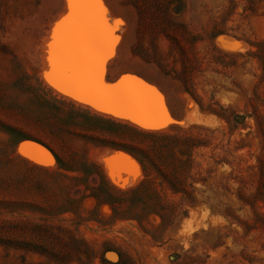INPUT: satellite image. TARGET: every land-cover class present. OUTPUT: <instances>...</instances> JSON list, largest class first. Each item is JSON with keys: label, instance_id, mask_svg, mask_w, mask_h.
Returning a JSON list of instances; mask_svg holds the SVG:
<instances>
[{"label": "rangeland", "instance_id": "374dc122", "mask_svg": "<svg viewBox=\"0 0 264 264\" xmlns=\"http://www.w3.org/2000/svg\"><path fill=\"white\" fill-rule=\"evenodd\" d=\"M99 4L116 37L102 84L125 71L156 84L163 101L148 105L162 122L141 127L87 102L93 92L57 87L70 68L65 0H0V264H264V0ZM126 81L137 107L153 92ZM27 135L60 165L23 152ZM128 138L150 152L149 173L96 145Z\"/></svg>", "mask_w": 264, "mask_h": 264}, {"label": "snow or ice", "instance_id": "6c2138e0", "mask_svg": "<svg viewBox=\"0 0 264 264\" xmlns=\"http://www.w3.org/2000/svg\"><path fill=\"white\" fill-rule=\"evenodd\" d=\"M68 4L70 12L65 20L72 23L64 34L70 59V68L65 75L68 82L76 83L84 91L102 95L105 86L96 69L104 42L115 40L116 37L111 36V30L106 26L101 28L98 22L96 9L100 7L99 0H68ZM119 23L116 21L117 25ZM61 24L57 25V29L61 28ZM53 39H56L55 34ZM53 46L50 45V48Z\"/></svg>", "mask_w": 264, "mask_h": 264}, {"label": "water", "instance_id": "95a60500", "mask_svg": "<svg viewBox=\"0 0 264 264\" xmlns=\"http://www.w3.org/2000/svg\"><path fill=\"white\" fill-rule=\"evenodd\" d=\"M65 8H66L65 15H68V13L70 12V9L68 8V0H65ZM61 22H63V21H61ZM61 22H60V24H61ZM62 26H63V24H61L60 29H57L56 34H59L61 32ZM219 35L229 36V35L224 34V33H219ZM233 39H235V38H233ZM235 40H237V39H235ZM237 41H239V40H237ZM228 45L233 46L235 44H232V45L228 44ZM70 74L71 73L69 72V75ZM128 75L134 77L142 85H144L143 88H145V87L146 88H152V90H153V92H148L146 101H144L143 103H141V102L138 103L139 107H137L133 102V100L136 99V97L134 98L132 93L130 91L129 92L127 91L126 78L128 77ZM46 79L49 81L48 76H46ZM102 80L105 82V83H103V85H109L108 91L107 92L104 91L102 95H97V94L91 93L89 96L86 97L87 102H89L93 105H96L99 109L104 110V111L109 112V113L119 112V114H122V115L128 117V118H123V119H127V121L133 120V121H135V123H134L135 125H139L141 127H155L156 125H158L161 122L160 110H158V108L155 106H151V107L147 106V104H148V102H150V100L153 102L159 101V99H160L159 102L163 101L162 92L156 84L146 80L145 78H143V77H141L135 73L126 72V71L119 73L113 79H107L106 77H104V78H102ZM55 84L57 85V87H59L61 90H63L64 92H67V93L68 92L69 93H75L77 91L76 83H70L68 81H66L64 83H60V82L56 81ZM158 96H159V98H158ZM19 141H17V143ZM19 143H22L21 149L23 150V152L27 153L28 155H30L32 157L38 158V159L44 158L43 153H41L44 150L51 153L50 150L45 145H43L41 142L34 140V139H30V138L23 139ZM119 151L132 157V155H130L129 153H127L125 151H122V150H119ZM19 155H21L20 152H19ZM21 157L24 158L22 155H21ZM132 158H134V157H132ZM106 166L108 167L110 165L107 164ZM110 167H112V166H110Z\"/></svg>", "mask_w": 264, "mask_h": 264}, {"label": "trees", "instance_id": "16d2710c", "mask_svg": "<svg viewBox=\"0 0 264 264\" xmlns=\"http://www.w3.org/2000/svg\"><path fill=\"white\" fill-rule=\"evenodd\" d=\"M158 75L161 76V78H165V77L170 76V73L167 72V69L163 68V69H160L158 71ZM169 79L172 80V78H169ZM154 81H156V83L159 84L160 87L165 91V88L163 87V85L161 84L160 81H157L155 79H154ZM187 93L195 101L198 102V100L194 94L189 93V92H187ZM198 103L200 104V102H198ZM198 107L201 111H203L205 113H206V111H208L205 108H203L201 104ZM208 113H210V112H208ZM95 118H98L101 121H104V123H106V125H110L113 127H120L122 129H124L125 136H127V137L128 136L131 137L130 136V135H132L131 133L135 132L134 130L130 129L129 127L123 126L121 124H117V123L112 122L110 120H106V119H103L101 117H95ZM177 131H184V130H177ZM135 133H137V132H135ZM139 134L146 135L147 139H149L150 141L166 140V139L173 138V135H172L173 132L172 133H139ZM25 138L37 140V141L41 142L43 145H45L50 150V152L54 155V157L56 158V160L58 161V163L60 165L57 153L55 152L54 148L51 146V144L48 141L41 139L39 137L31 136V135H27V136H25ZM96 145L97 146H108V147L120 149L122 151L129 153L140 163L145 174L149 173L153 168H155L153 163L151 162L150 152L148 151V149L146 147L140 145L138 142H134L133 140H130V138H128L125 143H123V142L118 143V142L113 141V140H107V141H101ZM44 170H47V169H44ZM133 190H135V189L128 190V192L133 191ZM124 192H127V191H124Z\"/></svg>", "mask_w": 264, "mask_h": 264}, {"label": "bare ground", "instance_id": "6f19581e", "mask_svg": "<svg viewBox=\"0 0 264 264\" xmlns=\"http://www.w3.org/2000/svg\"><path fill=\"white\" fill-rule=\"evenodd\" d=\"M98 17H99V16H98ZM230 45H231V44H230ZM63 46H64L63 48H66L65 43L63 44ZM103 46H104V45H103ZM227 46H228L229 48H230V47H231V48L233 47V46H229L228 44H227ZM67 53H68V52H67ZM102 53H103V52H102ZM102 53H101V54H102ZM98 71H99V70H98ZM101 74H102V73H101ZM103 74H104V73H103ZM99 75H100V74H99ZM128 82H129V81H128ZM76 85H77V84H76ZM130 85H132V84H130ZM130 89H131V87H130ZM77 90H78V89H77ZM146 98H147V97H146ZM138 101H139V99H138ZM152 104H153V103H152ZM152 104H151V105H152ZM147 105H148V104H147ZM151 105H150V106L148 105V106L151 107ZM153 105H154V104H153ZM165 107H166V106H165ZM165 107H164V108H165ZM163 110H165V109H163ZM163 112H164V111H163ZM165 113H166V111H165ZM166 114H167V113H166ZM168 115H169V114H168ZM165 116H166V115H165ZM161 122H162V121H161ZM163 123H164V122H163ZM158 126H159V125H158ZM161 126H162V125H161ZM43 154H44V153H43ZM133 167H134V166H133ZM134 168H135V167H134Z\"/></svg>", "mask_w": 264, "mask_h": 264}]
</instances>
